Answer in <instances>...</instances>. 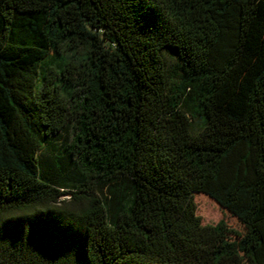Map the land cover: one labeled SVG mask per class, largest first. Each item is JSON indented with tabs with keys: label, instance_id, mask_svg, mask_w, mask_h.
Returning a JSON list of instances; mask_svg holds the SVG:
<instances>
[{
	"label": "trees",
	"instance_id": "trees-1",
	"mask_svg": "<svg viewBox=\"0 0 264 264\" xmlns=\"http://www.w3.org/2000/svg\"><path fill=\"white\" fill-rule=\"evenodd\" d=\"M0 264H264V0H0Z\"/></svg>",
	"mask_w": 264,
	"mask_h": 264
},
{
	"label": "rangeland",
	"instance_id": "rangeland-1",
	"mask_svg": "<svg viewBox=\"0 0 264 264\" xmlns=\"http://www.w3.org/2000/svg\"><path fill=\"white\" fill-rule=\"evenodd\" d=\"M197 214L204 225H216L223 222L230 231V238L238 241L246 234V226L229 210L216 200L204 194H196Z\"/></svg>",
	"mask_w": 264,
	"mask_h": 264
}]
</instances>
